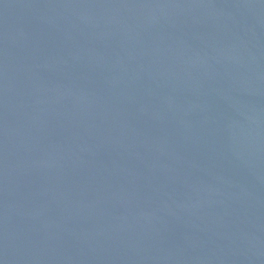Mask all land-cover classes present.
Wrapping results in <instances>:
<instances>
[{
	"label": "water",
	"instance_id": "95a60500",
	"mask_svg": "<svg viewBox=\"0 0 264 264\" xmlns=\"http://www.w3.org/2000/svg\"><path fill=\"white\" fill-rule=\"evenodd\" d=\"M111 264H264V0H153Z\"/></svg>",
	"mask_w": 264,
	"mask_h": 264
}]
</instances>
